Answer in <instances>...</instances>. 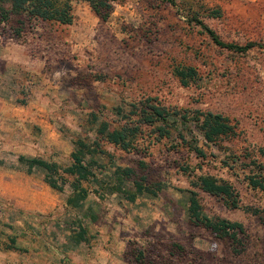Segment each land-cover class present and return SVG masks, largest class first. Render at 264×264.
Segmentation results:
<instances>
[{
	"label": "rangeland",
	"instance_id": "374dc122",
	"mask_svg": "<svg viewBox=\"0 0 264 264\" xmlns=\"http://www.w3.org/2000/svg\"><path fill=\"white\" fill-rule=\"evenodd\" d=\"M202 2L220 9L219 18L203 17L202 21L222 40L264 44V0ZM72 11L70 24L37 23L20 39L10 38L0 25V57L18 51L24 55V62L12 69L18 90L15 100L34 99L41 108L33 106V111L45 119L43 127L17 120L9 123L1 118L4 114L0 116V264H102L100 257L105 258L103 264H137L129 251H141L151 264H264V225L259 218L264 199L242 177L249 171L243 166L248 159L264 164V50L253 47L239 54L219 48L198 27L188 26L173 8L157 0H115L104 22L86 2L74 1ZM3 62L0 58L1 97L11 77ZM174 65L193 66L200 80L180 85L171 72ZM83 73L100 79L80 84L76 77ZM144 96L228 117L235 126L234 137L204 147V159L192 154L185 159L201 166L194 169L196 173L230 183L246 208L228 209L217 196L189 186L186 175L168 166L174 154L161 144L144 157L107 147L120 165L143 159L159 167L166 186L155 197L140 195L131 203L114 194L99 201L89 192L84 205L90 204L100 220L83 219L92 238L88 244L79 243L83 248L78 251L63 253V235L75 215L63 206L70 189L65 185L56 192L42 181L41 171L26 174L15 169L16 155L64 163L70 139L82 134L79 124L85 123L88 111L98 110L103 119L113 120L114 105ZM222 161L232 162L233 168ZM183 189L196 192L206 217L241 223L237 254L227 240L186 221ZM53 199L55 206L47 208ZM251 209L259 212L252 214ZM10 238L18 250L5 249ZM172 242L183 246L182 256H169Z\"/></svg>",
	"mask_w": 264,
	"mask_h": 264
},
{
	"label": "trees",
	"instance_id": "16d2710c",
	"mask_svg": "<svg viewBox=\"0 0 264 264\" xmlns=\"http://www.w3.org/2000/svg\"><path fill=\"white\" fill-rule=\"evenodd\" d=\"M74 1L86 2L91 12L101 22L108 19L115 0H0V25L8 31L9 37L20 39L31 31L37 23L70 24L74 18L72 4ZM169 5L175 14L188 26H196L217 47L235 53L244 54L253 47L264 50V44L246 42L236 44L222 40L219 35L202 19L203 17L219 18L221 11L216 6H205L202 0H157ZM172 74L182 86L200 80L196 69L189 65H174ZM78 83L90 85L100 79L99 75L83 73L76 77ZM113 120L103 119L98 110L87 113L85 123H80L81 135L70 139L71 149L64 163L45 160L39 156L16 155L15 169L26 174L39 170L42 181L56 192H62L64 186L70 189L64 198L65 210H73L74 218L68 226V239L74 244H88L89 237L83 219L95 223L100 215L90 204L84 205L89 192L99 201L109 195H117L126 202H134L137 196H157L166 183L160 176L159 167L152 166L143 159L132 160L133 165H120L115 155L107 147L125 153L140 154L142 157L150 153L155 144L161 146L174 157L167 161L169 167L176 168L186 175L189 186L217 196L228 209L242 207L230 183L205 172L200 165H190L185 156L192 154L204 159L207 154L204 147L217 145L218 140L236 135L234 125L227 116L220 112L197 107H186L162 103L156 96H144L135 100L116 104L112 107ZM214 157V156H212ZM224 166L233 168L232 162L222 161ZM249 170L242 177L246 185L259 192L264 199V164L256 159H248L243 163ZM186 198V221L194 226L202 227L217 239L227 240L232 252H239L238 234L243 233L240 222L221 217H206L200 209L198 197L193 189H183ZM257 214V209H251ZM262 213V212H261ZM264 225V213L259 215ZM73 224V226L71 225ZM6 250H18L14 239ZM132 261L137 264H151L144 261L141 251H129ZM183 246L172 242L168 246V254L183 255ZM162 264H171L163 261Z\"/></svg>",
	"mask_w": 264,
	"mask_h": 264
},
{
	"label": "crops",
	"instance_id": "0c3cea01",
	"mask_svg": "<svg viewBox=\"0 0 264 264\" xmlns=\"http://www.w3.org/2000/svg\"><path fill=\"white\" fill-rule=\"evenodd\" d=\"M16 45L21 46L17 43H16ZM9 49L10 48L8 47V50ZM17 50H19V49H17ZM23 56H24L23 53L18 51L15 55L5 53L4 55H2L0 57V58H3V61H4L3 63H4L5 68H6L5 70L8 69V71H9L8 73L11 76L10 82H9L10 85L8 88H5L6 91L4 93V97L0 96V116H2L1 114H4L5 117L2 116L1 118H4V119L7 118L9 123H10V121L12 122L14 120H17V121L24 122V123L40 124V126L44 127V121H45L44 115L42 113L41 114L40 113L35 114V112L32 109L33 106L37 110H39L41 108L40 105H37V102L34 99L33 100H26L25 99L21 103H19L15 100V97L18 95V90L16 88V86H17L16 81L13 79V76H16V73H14L12 71V69L17 64H21L22 62H24ZM4 121H6V120H4ZM38 143L39 142H36V144H38ZM54 206H55V199L49 201V205L47 208L51 209ZM24 208L29 209L31 207L24 206ZM54 224H56V222H54ZM67 235H68V233L63 235L64 238H63V241L60 245V250L63 253L73 252L74 250L78 251L80 249V246H81V248H83V245H80L82 243L74 244V243L70 242ZM84 250L86 252L87 248H85ZM85 255H87V252ZM75 260H77V259H75ZM99 261H101L103 264L105 261V258L100 257Z\"/></svg>",
	"mask_w": 264,
	"mask_h": 264
}]
</instances>
